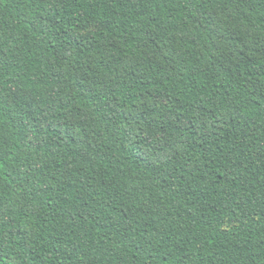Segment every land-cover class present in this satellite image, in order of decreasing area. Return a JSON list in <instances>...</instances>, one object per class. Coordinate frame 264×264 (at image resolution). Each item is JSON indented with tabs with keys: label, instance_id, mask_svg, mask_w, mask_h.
<instances>
[{
	"label": "trees",
	"instance_id": "trees-1",
	"mask_svg": "<svg viewBox=\"0 0 264 264\" xmlns=\"http://www.w3.org/2000/svg\"><path fill=\"white\" fill-rule=\"evenodd\" d=\"M0 264H264V0H0Z\"/></svg>",
	"mask_w": 264,
	"mask_h": 264
}]
</instances>
